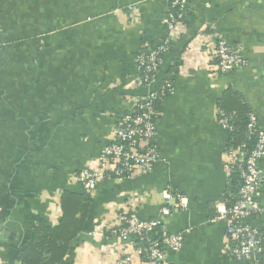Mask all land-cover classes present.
<instances>
[{
	"label": "crops",
	"instance_id": "0c3cea01",
	"mask_svg": "<svg viewBox=\"0 0 264 264\" xmlns=\"http://www.w3.org/2000/svg\"><path fill=\"white\" fill-rule=\"evenodd\" d=\"M171 12L170 0H0V264H152L111 233L121 212L184 235L160 264H264V212L251 220L263 234L255 260L231 256L226 223L212 221L231 187L220 100L247 108L264 131V0H188L155 85L173 86L156 104L160 160L148 174L101 182L66 245L53 236L33 248L38 226L59 223L63 192L86 193L76 175L98 168L148 93L135 58L144 41L168 37ZM218 38L241 48L244 67L217 72ZM169 187L186 209L165 213ZM257 198L264 209V183Z\"/></svg>",
	"mask_w": 264,
	"mask_h": 264
},
{
	"label": "built area",
	"instance_id": "2783aa9c",
	"mask_svg": "<svg viewBox=\"0 0 264 264\" xmlns=\"http://www.w3.org/2000/svg\"><path fill=\"white\" fill-rule=\"evenodd\" d=\"M187 7L188 0H171L172 12L167 23L168 37L152 49L142 48L136 56L137 83L149 91L137 100L133 109L114 128L110 143L102 151L98 168L85 169L76 175V180L86 192L94 194L99 184L105 180L122 181L136 175L148 174L160 160L157 146V120L160 113L156 104L171 93L173 86L169 82L160 87L155 85ZM213 60L215 69L222 75L246 64L241 48L222 38L216 41ZM218 122L229 133L235 130L230 123V117L219 110ZM248 129L250 133L258 134L256 146L251 152H244L242 147L226 149L225 167L229 173L233 169L239 173L242 180L239 191L236 196H230L218 206L216 215L212 218L213 222L226 223L227 252L239 260H255L263 249V234L251 220L264 212L257 198L264 183V169L260 166V161L264 158V131L259 128L253 115L250 117ZM163 195L165 213H169L172 208L186 209L188 206V199L171 187ZM118 221V227L111 233L132 245L149 263L160 264L165 261L168 252H178L183 248L182 233L168 234L163 231L162 235L155 237V229L160 226L156 220H142L130 213L121 212ZM132 238L134 241H131ZM139 240L145 241V244L138 245Z\"/></svg>",
	"mask_w": 264,
	"mask_h": 264
},
{
	"label": "trees",
	"instance_id": "16d2710c",
	"mask_svg": "<svg viewBox=\"0 0 264 264\" xmlns=\"http://www.w3.org/2000/svg\"><path fill=\"white\" fill-rule=\"evenodd\" d=\"M153 46L152 42L144 41L143 49H152ZM3 51V47H1L0 57H2ZM220 102L222 107H219V112H224L228 117H230V123L235 127V130L230 133L229 147H242L244 152H251L255 148L258 140V134L250 133L248 129L250 117L252 116L251 112L247 108L242 110H239L238 108L228 109L224 103V106L222 105L221 100ZM230 179L231 187L227 192L226 200L229 199L230 196L237 195L242 182L236 169H233L230 172ZM91 195L92 194L88 192L73 193L64 191L61 199L62 217L59 223L56 226H49L43 223L38 226L39 229L35 232V243L33 242V248H40L43 244L49 248L52 243L59 241L53 236H62L65 239L62 241L63 245H66L72 236L75 237V235L82 229V218L86 215L87 208L91 203ZM70 228L71 231L74 230L73 235H70ZM162 233L163 230L161 226L156 227L155 237L158 238L162 235ZM137 244L144 245L145 241L139 240L137 241Z\"/></svg>",
	"mask_w": 264,
	"mask_h": 264
}]
</instances>
